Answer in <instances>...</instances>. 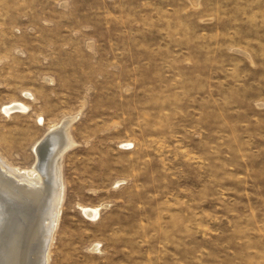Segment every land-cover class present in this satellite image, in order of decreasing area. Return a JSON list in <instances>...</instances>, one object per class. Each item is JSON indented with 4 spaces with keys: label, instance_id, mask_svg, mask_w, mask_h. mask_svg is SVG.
Returning <instances> with one entry per match:
<instances>
[{
    "label": "rangeland",
    "instance_id": "374dc122",
    "mask_svg": "<svg viewBox=\"0 0 264 264\" xmlns=\"http://www.w3.org/2000/svg\"><path fill=\"white\" fill-rule=\"evenodd\" d=\"M68 117L46 264H264V0H0V158Z\"/></svg>",
    "mask_w": 264,
    "mask_h": 264
},
{
    "label": "bare ground",
    "instance_id": "6f19581e",
    "mask_svg": "<svg viewBox=\"0 0 264 264\" xmlns=\"http://www.w3.org/2000/svg\"><path fill=\"white\" fill-rule=\"evenodd\" d=\"M13 109L22 111L26 107L15 104L4 111ZM72 118L51 126L37 142L31 178L0 158V199L12 209L21 208L18 215L8 214L10 217H7L0 200V264H46L47 248L61 200V156L74 143L68 131ZM95 213L96 210L89 212L90 215Z\"/></svg>",
    "mask_w": 264,
    "mask_h": 264
}]
</instances>
